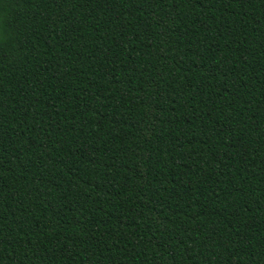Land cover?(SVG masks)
<instances>
[{"label": "trees", "instance_id": "1", "mask_svg": "<svg viewBox=\"0 0 264 264\" xmlns=\"http://www.w3.org/2000/svg\"><path fill=\"white\" fill-rule=\"evenodd\" d=\"M0 264H264V0H0Z\"/></svg>", "mask_w": 264, "mask_h": 264}]
</instances>
